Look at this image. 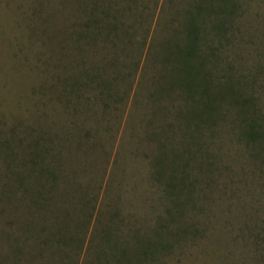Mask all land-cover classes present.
Segmentation results:
<instances>
[{"label":"rangeland","instance_id":"1","mask_svg":"<svg viewBox=\"0 0 264 264\" xmlns=\"http://www.w3.org/2000/svg\"><path fill=\"white\" fill-rule=\"evenodd\" d=\"M197 1L0 0V259L21 252L18 264H27L23 254L35 250L20 240L21 226L38 230L45 222L79 232L73 264H116L95 256L111 213H118L113 234L131 242L136 233L152 234L157 216L173 209L166 175L158 181L153 173L164 144L191 185L169 227L178 230L172 248L149 264H264V141L238 137L243 111L230 95L249 97L244 114L264 127V0H234L220 44L212 15L205 19L206 43L216 50L205 69L230 94L222 95L224 117L215 127L181 137L184 101L178 89L167 93L170 67L158 46ZM101 6L118 10L119 31L78 37ZM36 148L45 150L54 178L27 176ZM31 187L48 204H32Z\"/></svg>","mask_w":264,"mask_h":264},{"label":"trees","instance_id":"2","mask_svg":"<svg viewBox=\"0 0 264 264\" xmlns=\"http://www.w3.org/2000/svg\"><path fill=\"white\" fill-rule=\"evenodd\" d=\"M236 8L234 0H199L193 5V8L185 10L180 28L172 29L171 37L164 38L158 46L161 64L170 67L169 74H171V78L166 85L167 93L178 89V95L184 101V110L182 111V108H179L178 113L181 118L178 117L179 124L176 125L181 131V137H184L185 132H194L196 136H201L204 130L215 127L218 121L224 117L222 95L230 93L228 90L224 92V87L221 85H214L210 72L205 69L206 59L215 55L216 50L206 43L205 28L207 27L204 24L205 19L212 15L214 21L211 25V31L217 37V43L220 44L221 39L230 30ZM116 10L114 6L97 7V11L92 9L88 14L89 16L87 15L86 21L82 24L83 29L78 32V37L84 35L86 38L90 36L91 39H94L98 36L97 34L109 36L112 32L119 31L117 21L119 16L118 10ZM110 15L113 20L110 19ZM92 28H95V32L92 31L93 34L90 32ZM230 95L232 96L231 104L235 105L238 112L243 111L239 114L241 119L238 123L241 129L238 137L245 144H262L264 141V127L258 122L254 114L251 116L244 114V107H248L250 102L249 97L243 98ZM171 126L172 124L169 123L168 127L171 128ZM168 138L164 140L165 143ZM191 141L186 136L185 150L187 152ZM164 146V144H161L160 149L157 151L159 153L153 173L158 181H163L162 176L166 175L164 189L166 196L170 198L173 209L165 208V211L157 216L152 234L140 235L136 233L131 237V242L126 239L119 241V232L113 234V229L118 230L117 224L114 223L118 213H111V216L107 218L109 224L107 223L105 228L100 229V243L95 245V256L98 258L103 260L114 258L116 264H149L150 261L158 260L162 252L172 248L174 244L172 240L178 235L176 234L178 230L173 232L169 227L176 222L178 215L179 218L181 217L179 214L181 212L180 196L185 189H190L191 184L185 181L186 178L182 174L184 168H180L182 165L179 167L182 172L179 175L177 171L179 163L176 162V154L174 153L169 157L164 151ZM36 149L38 150L31 153L35 160L30 159L31 163L29 162L30 167L27 169V176H34L35 181L41 180L45 174L54 178L55 173L49 167L50 163L45 164V150ZM18 184H21V181ZM33 190L32 188L30 197L32 204L42 206L48 204L49 199L42 194L41 190L35 192ZM85 208L93 210L92 206L88 207L87 205ZM91 216L90 211L89 218ZM97 222L100 224L99 219ZM38 224V230H24L25 225H22L24 231L22 230L21 234L18 233L20 234V240L27 241V239H30L31 245L28 246V253L35 250L29 254L22 253L23 257L30 259L27 264H55L59 260L63 262L62 264H70V262L73 264V261H70V249H73L75 254H79L77 250H81L83 243L80 244L83 238L79 236V232L73 230V234L69 235L58 230L54 231V228L45 222ZM81 224L85 225V221ZM9 236L6 235V237ZM20 256L14 254L12 259L9 256L5 257L0 259V264L2 260L11 264H18ZM97 264H100L99 261Z\"/></svg>","mask_w":264,"mask_h":264}]
</instances>
